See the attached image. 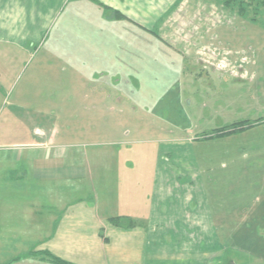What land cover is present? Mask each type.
Segmentation results:
<instances>
[{
    "label": "rangeland",
    "instance_id": "374dc122",
    "mask_svg": "<svg viewBox=\"0 0 264 264\" xmlns=\"http://www.w3.org/2000/svg\"><path fill=\"white\" fill-rule=\"evenodd\" d=\"M85 1L87 20L78 19L82 10L58 16L57 26L71 24L62 33L66 43L53 55L38 50L11 76L0 105V159L15 150L18 131L62 124L55 123L60 108L43 105L37 109L45 112L34 111L24 125H3L6 101L20 86L101 82L103 91H76L75 101L99 97L100 128L111 138L96 141L117 143L121 159L131 157L137 171L146 164L150 174L152 167L153 231L147 238L170 255L160 264H264L261 0H245L244 12L216 0H163L165 16L155 13L141 27ZM42 95L47 103L49 92ZM237 123L252 127L213 137ZM14 173L0 170V214H26V198H32L33 188L7 181Z\"/></svg>",
    "mask_w": 264,
    "mask_h": 264
},
{
    "label": "crops",
    "instance_id": "0c3cea01",
    "mask_svg": "<svg viewBox=\"0 0 264 264\" xmlns=\"http://www.w3.org/2000/svg\"><path fill=\"white\" fill-rule=\"evenodd\" d=\"M97 1L108 12H118L140 27L155 13L163 18L169 5L161 6L163 0ZM87 2L0 0V105L8 96L11 76L22 68L25 59L45 48L53 55L59 44L66 43L67 36L62 33L67 35L64 27L71 24L67 21L66 26H57L58 16L82 10L83 14L76 15L87 20ZM97 5L94 6L102 11ZM80 22L79 27L88 26ZM55 28L60 29L53 34ZM103 72L104 78L106 71ZM70 73L84 74L76 70ZM42 75L35 79L40 80ZM100 83L67 86L27 82L17 89L12 100L6 101L3 125H24L34 111L45 112L37 109L43 105L59 107L61 119L55 123L62 124L58 128L18 131L15 150L7 151L0 159V170L15 172L7 181L33 188L32 198H26V214H0V264H53L45 254L67 264H160L170 256L147 238L153 231L150 163V174L146 164L137 171L131 157L121 159L117 143L96 141L111 138L100 128L104 115L99 114L102 101L95 97L98 93H92V102L75 101L76 91H103L105 84ZM42 91L49 92L50 100L44 104ZM86 103L94 110L92 115L84 107ZM3 133L1 128L0 136ZM75 140L85 142L79 146ZM115 218L116 224L110 221Z\"/></svg>",
    "mask_w": 264,
    "mask_h": 264
},
{
    "label": "trees",
    "instance_id": "16d2710c",
    "mask_svg": "<svg viewBox=\"0 0 264 264\" xmlns=\"http://www.w3.org/2000/svg\"><path fill=\"white\" fill-rule=\"evenodd\" d=\"M89 1L100 5L97 0H89ZM216 1H218L219 3H222V5H224L226 7H232L234 5H237V6L239 5L240 6L239 11L240 12H244V8L242 7V3L245 0H216ZM257 3L260 6H264V0H261V2H257ZM104 9L106 10L107 8L104 7ZM114 15H115L116 18H124L118 12H114ZM250 127H252V124H247V123L232 124L228 128L226 127L225 129H221V130L217 131L216 132L217 134L213 135V137L214 136L225 135V134L231 135V134L243 132L245 129H248ZM110 221L111 222H115V224H116L118 220H117V218H115V219H111ZM45 256L53 264H67V263L59 260L58 258L49 255V254H45Z\"/></svg>",
    "mask_w": 264,
    "mask_h": 264
}]
</instances>
